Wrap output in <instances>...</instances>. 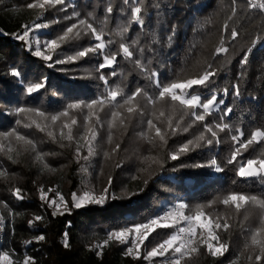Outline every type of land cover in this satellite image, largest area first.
<instances>
[{
	"label": "trees",
	"instance_id": "1",
	"mask_svg": "<svg viewBox=\"0 0 264 264\" xmlns=\"http://www.w3.org/2000/svg\"><path fill=\"white\" fill-rule=\"evenodd\" d=\"M37 2L40 0H0V144L3 145L0 172L6 173L0 176L3 228L0 253H9L13 264L25 256L32 257L35 264H162L165 257L157 256L149 261L144 256L176 232L174 221L172 227L151 232L140 246L139 256L135 249L132 255L126 254L132 247L131 241L137 238L134 232L126 243L113 239L102 248L96 246L103 244L110 232L133 229L161 217L165 210L174 212L178 205L184 204L185 216L194 215L197 206L202 205L201 224L209 221L214 224L219 218L221 224L227 220L230 227L227 231L215 230L220 242L228 244L224 255L215 257L208 253L207 243H200L201 232L206 237L207 231L197 227L195 246L199 251L185 256L180 264H264V254L259 247L251 245V234L262 227L264 210L250 203L237 209L234 204L221 202L232 193L264 200V176L237 175L240 164L261 158L264 140L241 150L235 162L227 163L232 151L239 147L231 139L239 135L236 129L243 133L241 140L249 139L254 131H264V40H257L264 37V10L249 7L247 0H238L235 6L231 0H142L139 4L136 0L129 3L125 0H63L55 6L46 5L43 10L28 7ZM259 2L264 0L256 1ZM109 6L111 13L107 12ZM136 6L142 10V26L131 22V8ZM81 20L86 23L80 24ZM89 23L98 32L103 30L105 53L118 52L120 43L131 45L133 40L139 39V45L130 48L134 50L133 57L125 59L119 52L116 63L103 69L99 68L104 62L103 54L97 52L69 61L77 52L100 43L87 28ZM35 24L47 27L37 29ZM73 24L77 27L70 34L72 39L60 42L55 51L45 49L46 42L58 39ZM22 25L32 28L25 40L17 39V35L23 33ZM124 26L128 31L123 36L117 35ZM231 29L238 31L234 40L230 37ZM76 32L80 33L78 38ZM221 39L228 52L217 55L215 48L220 46ZM253 40H257L255 46L251 44ZM37 47L51 55L52 60L36 56ZM249 47H252L250 53L247 52ZM245 55L247 63L241 64ZM136 59L142 62L144 69L135 66ZM58 60L64 62L55 63ZM208 65L216 71L213 82L207 87L193 86L187 90L189 94L195 90L202 99L216 94L218 101L223 100V104L217 102L204 121L193 122L192 110L179 101H171L170 97L164 101L157 99L155 104L145 99V95L155 99L158 94L155 83L148 79L149 71L158 73L160 83L166 85L198 78ZM13 70L20 75L13 76ZM40 82L44 83L43 88L31 94L27 92L30 85ZM114 89H122L125 96L137 89H141L142 94L122 108L115 107L123 102L121 96L102 108L94 106L95 114L91 118L85 107L69 110L67 117L60 115L69 104L90 103ZM237 89L239 95L235 94ZM175 91L181 94L179 89ZM128 107H134V113L129 114ZM229 108L232 111L225 115V109ZM18 109L24 111L18 112ZM195 110L203 112L199 107ZM113 111L121 115L115 121L116 126L109 129ZM52 115H60V119L53 123ZM73 118L77 124L71 125L75 139L70 144L61 139L60 133L63 124H71ZM149 119L165 134L166 142L159 140L155 128H148ZM217 123L228 124L231 130L214 128L217 137L213 138L203 125ZM88 127L97 133L93 142L95 155L84 160L88 150L81 136L89 135ZM185 127L188 131L183 130ZM63 131L68 133L67 128ZM202 132L205 140L199 141L196 138ZM9 133L25 140L18 141L16 135H6ZM209 138L213 139L212 145L206 142ZM189 140L199 146L190 145L188 152L171 159V154ZM77 141L82 146L79 161L75 155ZM117 144L119 149L113 151ZM9 147L15 151L9 152ZM37 154H43V163L37 159ZM213 159L221 171L209 166ZM43 164H47L48 169ZM17 188L22 199L15 194ZM105 188L107 198L102 205L73 206V193L79 197L88 191L99 198ZM41 189L47 200L41 199ZM58 193L67 202V209L61 203L62 214L53 215L56 209L47 201L57 199L60 203ZM37 216L42 219L35 220ZM29 221L33 223L30 225ZM65 234L68 247L64 246ZM41 235L44 240L35 239ZM171 254L170 251L168 256ZM257 255H261L260 260L255 259Z\"/></svg>",
	"mask_w": 264,
	"mask_h": 264
},
{
	"label": "snow or ice",
	"instance_id": "2",
	"mask_svg": "<svg viewBox=\"0 0 264 264\" xmlns=\"http://www.w3.org/2000/svg\"><path fill=\"white\" fill-rule=\"evenodd\" d=\"M130 0H125V3H129ZM232 4L235 6L238 2V0H231ZM63 3V0H40V2L34 3V4H29V8H39V9H45L46 5L47 6H55L56 4H61ZM136 3H142V0H136ZM247 4L251 8H258L260 10H264V2H259L255 3L253 0H247ZM112 8L109 6L107 8V12L111 13ZM236 9L235 7L232 8V14L235 15ZM78 15V14H77ZM89 16H91V13H89ZM231 19V17H229ZM131 22H135L139 25L144 24V20L142 18V10L141 7L136 6L131 8ZM86 22L84 20L80 21V24H85ZM35 28H42V27H47V25L44 24H35ZM77 27V25L73 24L71 27H68L66 31L58 37V39H53L51 41L46 42L45 44V49L49 51H55L57 48L60 47V42L68 41L72 39V36L70 34L73 33V30ZM225 30H228V25L225 24ZM23 33L21 35H17V39L20 40H25L29 36V32L32 30V28L28 25H22ZM87 28L90 29L91 34L94 35L95 39L97 41H100V43H97L94 47H90L87 49H84L82 51L77 52L76 56L69 57L68 60H74L77 57H84L90 52H97L103 54V63L99 65L100 69H103L105 67H111L114 63H116L117 55L119 52H122L123 56L125 59H131L134 55V50H130L132 46H137L139 45L140 41L139 39L133 40L131 42V45L127 43H120L119 45V50L118 52H110V53H105L104 49L106 48V43L103 40V30L101 29L99 32L97 28L93 27L92 24H87ZM128 31V27L124 26L123 28L120 29L117 35L123 36L124 33ZM80 36L79 32L75 33V37L78 38ZM238 36V31L236 29H231L230 31V37L231 39H235ZM257 40H264V37H257ZM257 40H253L251 42L252 46H255ZM172 37H168V43L171 44ZM156 42H159L158 40ZM38 43V42H37ZM108 44L112 43L111 41L107 42ZM224 40L221 39L220 41V46L215 48V54H220V53H225L228 52V49L225 48L224 46ZM252 47H249L247 49V52H251ZM140 51H143V49H140ZM36 56H41L43 59L46 61L52 60L51 55H46L44 52H42L39 47H37L35 53ZM248 60V56L245 55L241 59V64H246ZM64 61H55V63H63ZM135 66L140 69H144V65L139 59H136L133 61ZM113 75L116 73L113 72ZM13 76H19L20 73L18 71L13 70L12 72ZM216 75L215 69L212 68L211 65H208L207 69L203 71L201 75L198 76V78H191L187 79L186 81L183 82H172L169 84H161L159 79H158V73L155 72H150L148 73V79L150 81H153L156 85V88L158 89V94L155 99L149 98L145 95V99L149 103H156V100L164 101L166 97H170L171 101H179L180 105L186 106L187 109H191V115L194 117V121H204L206 115H211L214 108L217 105V102L220 104H223V100L220 99L218 101V97L216 94H212L209 98L202 99V96L200 93L195 92L193 90L192 94H189L187 91L188 89H193V86H205L207 87L209 84L213 82L212 78ZM100 79L105 80V83H107V80L104 76H101ZM45 85L43 82L40 83H35L30 85L27 88V92L29 94L43 88ZM179 89L181 94H177L175 90ZM227 92V90H225ZM142 94L141 89H137L134 91L131 95H126L123 93L122 89H114V90H109L107 95L99 100H94L90 103H85L83 105L73 103L69 104L67 106V109L61 113L60 115L67 117L69 115V110L71 109H77L80 107H85L89 110V118H91L92 115L95 113L93 112L94 106H100L101 108L106 104V103H112L117 100L118 96L123 97V102L120 104L115 105L117 108H122L125 105H130L132 104L137 96H140ZM236 95H239V90H236ZM188 97V98H185ZM199 107L203 109L202 113H198L195 109ZM18 112H23L24 109H18ZM135 109L134 107H128L127 112L129 114L134 113ZM232 110L225 109V115L230 113ZM38 115H44L43 113H37ZM60 115H52L50 117L51 121L55 123L57 120L60 119ZM121 113L119 111H113L111 113L112 120L109 121L108 127L109 129L114 128L116 126L115 121L117 118H119ZM161 116L164 115L163 112L160 113ZM97 123H100V118L99 116L96 117ZM220 119H223V116L220 117ZM77 121L75 118L71 119V124L69 123H64L62 128H61V139H66L71 142L74 141V136L72 135V129L71 125H76ZM120 124H124V120H120ZM147 125L149 129L155 128V134L159 138L161 142H166V136L164 133L161 132V129L159 127H156L153 124V121L151 119L147 120ZM102 126V125H101ZM179 126V125H177ZM191 125H189L190 127ZM39 127V125H37ZM169 127H171V121H169ZM67 128L68 133L65 134L63 129ZM203 128L206 132L211 133V137L216 138L217 137V132L214 131L215 129H219L220 131H225V130H231L230 126L228 124H221L217 123L214 126L212 124H204ZM43 130V129H41ZM184 131H188V127H185L183 129ZM173 133L175 132V128L172 129ZM236 132L239 133V135H233L231 137L232 141L236 142L239 144V147H236L234 151L230 154V157L227 160V163H233L237 160V156L240 155L241 150H247L254 142H259L260 140H264V131L262 130H257L254 131L250 134V138L247 140H241L240 137L243 136L242 132H239L238 129L235 130ZM87 132L89 135H84L81 136V139L85 141V144L87 145V150H88V156H84V160H88L90 156L95 155V148L93 142L96 139V130L92 127H88ZM6 135H16V139L18 141L20 140H25L24 137L19 136L18 134L15 133H9ZM48 135L50 137H55L53 136V133L49 132ZM199 141L205 140V135L202 132L197 138ZM112 136L111 132H109L108 136V141L111 143ZM207 144L212 145L213 144V139L209 138L207 139ZM217 143L219 142L218 140L216 141ZM27 143L31 144V141H27ZM190 145H194L193 140H189L187 143L183 144L177 152H174L171 154V159L175 160L178 159V154L180 153H186L190 150ZM61 147H64V144L60 145ZM194 146H199L198 144H195ZM81 145L77 141L76 149H75V155L77 160L81 158ZM120 145L117 144L113 151H116L119 149ZM0 150H3V145L0 144ZM34 150V146H33ZM9 152L15 151L13 148L9 147L8 148ZM108 153H105V156H107ZM9 159H12L11 156H9ZM37 159L43 163V154H37ZM202 166V165H201ZM211 167H214L217 172L221 171L222 168L217 164V161L213 159L210 162ZM43 167L45 169H48L47 164H43ZM83 171H87L86 168H82ZM237 175L240 177H262L264 176V153L261 154V158L259 159H248L246 163L240 164L238 168ZM0 176H6V173L0 172ZM109 183H111V178H109ZM145 183H147V180H145ZM41 191V199L42 200H47V196L44 193L43 189ZM107 188L104 189V194H102L99 198H96L93 193H90L88 191H85L82 196H77L75 193H73V206L75 208H81L85 205V203H95V204H103L105 199L107 198ZM15 194L18 196V198H23L20 196V189L17 188L15 190ZM136 193H133L132 195H135ZM58 200L60 203L57 202V199H52L50 201H47L49 206L52 207L54 206L56 211L53 212V215H56L58 212L62 214V209H61V203H63L64 208L67 209V202L64 201V197L62 195L57 194ZM224 205H229L234 204L237 209H240L241 207H244L247 204H252V205H258L262 210H264V200L258 199L256 196H246L244 194H238V193H232L225 198L222 199L221 201ZM215 203V201H213ZM186 205L180 204L178 205V209L173 212L169 211L165 213L164 216L158 217L156 219L151 220L148 223L145 224H139L136 225L133 229H122L119 231H114L110 232L108 234V238L103 241V244L97 245V248H102L104 245H107L109 241L115 239L119 241L120 243H126L127 238L130 234L133 232L136 234V239L131 241L132 247H129L127 249L128 255H132L133 250H136L137 256H139V249L142 244H144V241L148 239V236L151 232L155 231L156 228H168L172 227L173 225L169 223H162L161 221H165L169 218H173L178 222L179 220H184L188 222L187 227H181L177 230V232L173 233L168 239L164 240L162 243L158 244L157 246L153 247L150 251H147L146 255L144 256V259L151 261L152 258L160 256V257H165L164 261L162 264H180L181 259H183L185 256H188L192 253H198L199 249L195 245L197 244V232L196 228L200 227L202 230L207 231V236L205 237L203 235V231L201 232V237H200V243H207V250L208 253L212 256H222L224 255V252L228 250V244L225 242H220V236L219 234L215 231L218 229H223L224 231H227L230 227L228 224L227 220L224 221L223 224L219 222V218L217 221L213 224L211 221H209L208 224H199V221L201 220V217L203 216V211L202 208L204 206L199 205L197 206L195 210L194 215H189V216H184L183 214V209H185ZM35 220H40L42 217H35ZM193 221H196L197 224L194 226ZM33 221H29V224L31 225ZM262 227L257 228L252 234H251V245L257 246L260 249L261 254H264V238H261V234L264 233V218L261 220ZM141 229L144 231L141 232ZM35 239L37 240H44V236H39L36 237ZM210 241H216L217 243L214 245ZM177 242H179L177 244ZM26 243H31V241H27ZM64 246L68 247V241H67V234H65V240H64ZM248 245H245V248H247ZM171 251V257L168 256V253ZM249 259H252L251 256L248 257ZM256 260L261 259V255H257L255 257ZM0 261H3L4 264H13V261L11 260L9 253L4 252L0 253ZM16 264H35L34 260L32 257L25 256L22 261L16 262Z\"/></svg>",
	"mask_w": 264,
	"mask_h": 264
},
{
	"label": "built area",
	"instance_id": "3",
	"mask_svg": "<svg viewBox=\"0 0 264 264\" xmlns=\"http://www.w3.org/2000/svg\"><path fill=\"white\" fill-rule=\"evenodd\" d=\"M256 1L257 0H253V2H255L256 3ZM176 211V209L174 210V212ZM168 212V210H165L164 211V214L165 213H167ZM163 214V215H164ZM175 223H176V232H177V230L179 229V228H181V227H184V225L182 224V220H179L178 222H176V220H173ZM2 232H3V228H2V221L0 220V235H2Z\"/></svg>",
	"mask_w": 264,
	"mask_h": 264
},
{
	"label": "rangeland",
	"instance_id": "4",
	"mask_svg": "<svg viewBox=\"0 0 264 264\" xmlns=\"http://www.w3.org/2000/svg\"><path fill=\"white\" fill-rule=\"evenodd\" d=\"M185 98H188V97H185ZM177 209H178V207H177ZM165 215V214H164ZM164 215H161V217L162 216H164ZM185 216V215H184ZM173 218H169V219H167V220H165V221H161L162 223H169V224H174L175 225V223L173 222ZM196 221H194L193 222V225L195 226L196 224H197V222L195 223ZM182 224L184 225V227H187L188 226V222L187 221H184V220H182ZM199 224H201V221H199Z\"/></svg>",
	"mask_w": 264,
	"mask_h": 264
}]
</instances>
